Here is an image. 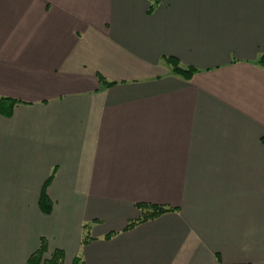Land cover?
<instances>
[{"label": "crops", "instance_id": "crops-1", "mask_svg": "<svg viewBox=\"0 0 264 264\" xmlns=\"http://www.w3.org/2000/svg\"><path fill=\"white\" fill-rule=\"evenodd\" d=\"M151 3L0 0V264H264V0Z\"/></svg>", "mask_w": 264, "mask_h": 264}, {"label": "trees", "instance_id": "trees-1", "mask_svg": "<svg viewBox=\"0 0 264 264\" xmlns=\"http://www.w3.org/2000/svg\"><path fill=\"white\" fill-rule=\"evenodd\" d=\"M151 1L152 3L149 8V12H152L154 7L160 0H151ZM166 60L172 65L175 73L183 76L186 79H191L194 73L198 71L196 68L193 67H186V68L182 67L179 63V60L176 59L175 57H167ZM258 63L260 65H264V55L260 57ZM100 81L106 85L114 84L113 82L107 81L103 76H100ZM17 103L18 101L13 100L12 107L10 108V110L7 111V113L10 114L13 106ZM53 177H54V173H52L48 178V180L46 181L39 201V206L41 210L47 214L51 212L53 208V203L49 198V196L47 195L46 189L50 181L53 179ZM136 206L140 211V216L137 219L130 221L126 229H131L140 223L149 221L151 219H155L160 215L173 210V208L169 206L148 204V203H138ZM84 227L85 230L88 232L87 230L88 224H85ZM84 240L86 241V239ZM46 251H47V242L45 239H41L39 248L29 257L28 264H63L64 253L62 250H56L55 253L52 255V257L48 259L44 258ZM74 264H82V263L79 261V259H77Z\"/></svg>", "mask_w": 264, "mask_h": 264}]
</instances>
